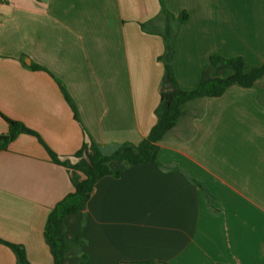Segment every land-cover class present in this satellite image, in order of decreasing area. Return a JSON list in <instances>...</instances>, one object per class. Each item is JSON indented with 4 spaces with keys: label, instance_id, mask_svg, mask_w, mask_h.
Instances as JSON below:
<instances>
[{
    "label": "crops",
    "instance_id": "crops-1",
    "mask_svg": "<svg viewBox=\"0 0 264 264\" xmlns=\"http://www.w3.org/2000/svg\"><path fill=\"white\" fill-rule=\"evenodd\" d=\"M187 14L175 37L173 74L198 86L213 54L264 63V0H164ZM160 0H10L0 4V135L21 121L60 157L86 132L100 145L140 143L157 122L168 77L159 56ZM231 74L226 70L224 76ZM61 85L76 106L78 118ZM158 144V162L97 181L83 210L66 215L81 237L64 264H264V77L188 102ZM74 190L38 137L0 149V239L29 262L55 264L44 230ZM0 264H17L0 242Z\"/></svg>",
    "mask_w": 264,
    "mask_h": 264
},
{
    "label": "trees",
    "instance_id": "trees-1",
    "mask_svg": "<svg viewBox=\"0 0 264 264\" xmlns=\"http://www.w3.org/2000/svg\"><path fill=\"white\" fill-rule=\"evenodd\" d=\"M160 2L161 10L158 16L149 23L153 24L155 20L161 21L157 30L164 39L165 49L164 53L159 56V60L163 62L168 81L173 86L162 89L160 102L155 110L157 122L140 143H122L113 154L107 156L101 152L100 145L86 132L87 138L77 152L72 156L60 157L42 141L37 132L21 121L3 116L9 124V130L6 134L0 135V149L8 146L19 134L34 135L44 145L50 159L67 168L70 173L74 190L52 208L44 230L45 240L50 247L55 264H64L65 257L80 247L82 241L80 236L72 240L66 237L64 218L66 215L84 209L99 179L105 175L119 174V171L111 169V160L118 159L126 166L144 162L157 163V143L164 139L178 123L188 102L198 98L221 96L233 85L252 87L264 77V63L250 68L240 56L226 58L220 54H213L209 58V64L202 71L198 86L190 90L179 88L173 74L175 37L181 24L187 20V14L182 12L175 15L166 8L164 0ZM226 70H231V74L224 76ZM61 89L76 119L79 120L75 104L62 85ZM0 242L7 244L13 250L17 264H33L28 261L23 246L2 239ZM79 264H90L86 255L80 257Z\"/></svg>",
    "mask_w": 264,
    "mask_h": 264
},
{
    "label": "water",
    "instance_id": "water-1",
    "mask_svg": "<svg viewBox=\"0 0 264 264\" xmlns=\"http://www.w3.org/2000/svg\"><path fill=\"white\" fill-rule=\"evenodd\" d=\"M168 85H169L170 87L173 86L171 82H169ZM119 147H120V144L114 142V143H110V144H107V145H102V146H100V150H101V152H102L104 155H107V156H108V155L113 154V153H114Z\"/></svg>",
    "mask_w": 264,
    "mask_h": 264
},
{
    "label": "built area",
    "instance_id": "built-area-1",
    "mask_svg": "<svg viewBox=\"0 0 264 264\" xmlns=\"http://www.w3.org/2000/svg\"><path fill=\"white\" fill-rule=\"evenodd\" d=\"M10 0H0V4L1 3H6V2H9Z\"/></svg>",
    "mask_w": 264,
    "mask_h": 264
}]
</instances>
